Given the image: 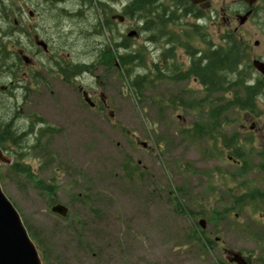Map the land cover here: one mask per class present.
<instances>
[{"label":"rangeland","instance_id":"obj_1","mask_svg":"<svg viewBox=\"0 0 264 264\" xmlns=\"http://www.w3.org/2000/svg\"><path fill=\"white\" fill-rule=\"evenodd\" d=\"M100 1L118 11L129 2L124 0L118 5L112 0H94V6L81 7L80 0H67L58 7L70 14L59 19L56 7L44 0H7L15 3L12 20L19 21L17 27L32 29L24 32L21 39L32 44L31 39L39 35L52 47V52L44 56L30 46L27 54L34 61V70L43 71L56 54L74 63L85 61L87 55L90 59L104 45L105 39L87 35L97 18H102L96 6ZM81 9L82 17H68ZM183 23L187 27L194 21ZM212 23L201 24L205 27L202 37L206 35L204 39L220 46V31ZM135 25V21L128 20L125 25L118 24L116 31L126 35V28ZM202 37H197L195 46L205 50ZM145 38L141 33L134 47H146L147 65L151 67L161 57L164 45H152ZM247 39L254 40L251 36ZM256 51L263 52L264 44ZM177 60L187 72L190 59L185 50H177ZM97 72L81 80L90 89L91 99L98 101L94 110L60 77L55 79L52 72H45L51 91L42 88L28 96L26 104L21 102L22 91L7 99L10 105L17 102L22 107L23 119L36 114L60 130L49 145L55 163L39 174L57 183L59 201L70 208L69 220L53 214L47 199L30 186L9 177L2 181L5 193L25 222L43 239L49 264H217L219 260L229 263L235 253H241L249 264H264V171L255 167L264 162L258 155L264 154V103L259 104L263 111L260 117L245 111L230 113L225 133L229 137L238 133L243 141H253L252 146H246L253 157L247 173L234 177L243 163L230 160L229 150L221 143L214 148L212 142L190 141L182 135V130L195 124L202 126L207 119H200L191 108L175 109L181 96L186 101L188 97L201 96L203 87L198 80L159 83L147 90L138 103L129 82L116 71L110 77ZM101 103L106 110H102ZM21 125L29 126V122ZM128 157L140 168L131 177L125 171ZM40 161H31L36 171ZM2 168L6 173L7 168ZM251 185L262 191L257 214L230 211L228 220L219 224V246L205 253L190 239L201 221L197 214L213 208L222 210ZM180 188H186L180 195L183 212L175 209L172 200L173 191ZM78 193L85 195V203L73 199ZM204 221L207 232L212 234V223L208 217ZM79 223L84 227L80 228Z\"/></svg>","mask_w":264,"mask_h":264},{"label":"trees","instance_id":"obj_2","mask_svg":"<svg viewBox=\"0 0 264 264\" xmlns=\"http://www.w3.org/2000/svg\"><path fill=\"white\" fill-rule=\"evenodd\" d=\"M44 1L46 4L50 3L54 6L66 2V0ZM81 2L83 7L94 6V0H81ZM177 3L178 0H129L123 8V15L128 20L135 21V30L146 36V42L152 45L159 43L164 45L159 60L153 61L151 67H148L146 47L142 46L136 49L134 47L137 43L136 39L117 33V24L111 19L115 11L109 3L98 2L97 10L102 13V18H97L95 25H92V33H87V35L93 34L100 39H105V43L94 53L97 56L90 66L94 71L99 65L104 75H110L116 71L122 80L129 82L138 103L145 98L147 90L153 89L159 83L168 81L179 83L192 78L198 80L203 87L201 96L188 97V101L181 96V99L175 102V109H178V106L191 108L198 113L200 119L204 117L207 119L201 123L202 126L195 124L193 128L182 130V135L190 141L207 140L212 142L214 148L218 143H221L224 149L229 150V157L237 163H243V168L240 172L235 173L234 177L244 176L253 158L252 151L246 150V146H252L253 141H243L238 133L229 137L225 133V129L230 124L231 112L256 113V86L249 83L248 80L252 66L248 60L246 61V47L236 37H228L225 45H212L211 41L202 37L203 27L197 24L187 25V27L184 25V21L180 20L178 16ZM178 4L186 10L193 8L184 0H180ZM13 5L15 4L0 1V75L10 77L15 83L23 84L21 102L26 103L32 92V86L39 83L46 84L49 89L51 87L38 72L29 70L28 78L20 76L19 66L23 63L19 52H28L29 46L32 44L21 39L24 32L29 33V29L28 27H17L15 20H12ZM58 12L62 13L61 10ZM77 16L82 17L83 15L79 12ZM197 37L204 39L207 47L205 50L195 46ZM179 49L185 50L189 56L190 64L187 72L183 71V64L177 60V50ZM121 51L124 53L121 54ZM52 61L57 67H60L61 74L67 81L74 78L77 71L80 70L77 65L62 64L65 60L60 56L58 59L53 58ZM117 66H120V69ZM84 67L90 69L88 66ZM193 100L195 103L192 104ZM173 101H170V104ZM16 110H18L17 106L9 107L0 95V146L14 159L13 165L6 167V175L3 172L4 169H0L1 179L4 181L9 177L20 185L30 186L40 196L46 198L48 206L52 207L59 201V187L53 180L44 179L39 173L44 172L49 165L55 162L49 145L60 130L53 128L36 115L29 116L30 125L22 130L19 124H16V121H19V113ZM258 155L264 159V154ZM34 159L41 160L39 171H36L31 163ZM126 160L127 176L131 177L137 174L140 168L133 163L132 157H128ZM258 166L255 167L264 171V162L260 167ZM185 190L186 188H180L173 191L175 197L172 200H175L173 202L175 209L180 212H183L180 195ZM244 190L246 192L243 195L233 197L232 203L222 210L213 208L208 213L197 214L201 219L208 217L209 223L213 225L212 234H209L197 223V227L190 235V239L194 243H198L205 253L214 251L219 246L216 240V238H221L219 224L223 220H228L230 211L237 210L238 213H241V211L248 210L252 215L257 214V201L260 200L262 191L256 190L252 185L245 187ZM73 199L86 202L85 195L80 193L73 195ZM230 206L231 208H229ZM69 218L70 214L65 221ZM70 220L75 222L74 219ZM79 227L83 228L84 224L79 223ZM28 229L39 248L44 264H49L43 239H40L38 232L32 231L29 225ZM217 264L229 263L219 260Z\"/></svg>","mask_w":264,"mask_h":264},{"label":"flooded vegetation","instance_id":"obj_3","mask_svg":"<svg viewBox=\"0 0 264 264\" xmlns=\"http://www.w3.org/2000/svg\"><path fill=\"white\" fill-rule=\"evenodd\" d=\"M184 1L190 4L193 8L191 10H186L178 4L180 2V0H178L177 12L180 20L195 21L199 23V26L202 23L206 25L208 21H211V23H215V28L220 31L222 45L226 44L228 37H236L244 43L246 47V61L248 60L253 67V69H250L251 75L248 79L254 82V85L256 86V116L260 117L263 114L259 104L264 103V73L260 72L257 67L255 68L254 63L259 62L264 64V51L261 53L256 51L264 44L263 39H256L257 36L264 38V0H208L200 4H194L192 0ZM35 13L37 14L36 10ZM247 36L253 37L254 40L250 42L251 39H247ZM82 69L83 67H81V70ZM19 70L23 71L22 65L19 66ZM88 72L90 73L89 70ZM52 75L55 79L60 77L59 79L65 82L73 92H77L83 98L84 103L87 106H92L90 107L91 109L94 110L98 107V104H96L98 101L91 99V94L88 92L90 89L81 83V80L84 77L83 72H80L70 81H67L62 77L60 67H57L56 70L52 72ZM43 86H45V88L48 87L46 84ZM38 87L35 86L34 90H31V93L34 95L35 93H39L40 90ZM21 90L22 84L20 82L15 83L12 79H4L0 84V95L7 98H15V94L21 92ZM86 96L88 99L90 98L92 100L94 105H92V103H86ZM4 100H6V103L9 105L7 99ZM101 106L102 110H106L105 104L101 103Z\"/></svg>","mask_w":264,"mask_h":264},{"label":"water","instance_id":"obj_4","mask_svg":"<svg viewBox=\"0 0 264 264\" xmlns=\"http://www.w3.org/2000/svg\"><path fill=\"white\" fill-rule=\"evenodd\" d=\"M194 4H200L208 0H192ZM120 21L124 18L116 16ZM136 32H132L130 37L136 36ZM47 49V45L43 42L39 43ZM26 63H30V60L25 57ZM261 72L264 73V64L255 62ZM90 102L89 100H87ZM146 147L147 145L144 144ZM10 158L4 153L0 147V165L10 164ZM53 212L66 217L68 214V208L63 205H58L53 208ZM202 227L206 228L205 221L200 222ZM231 263L236 264H248L241 253H235L230 259ZM0 264H43L36 244L31 239L27 228L21 219L20 214L11 203V201L5 195L0 184Z\"/></svg>","mask_w":264,"mask_h":264}]
</instances>
